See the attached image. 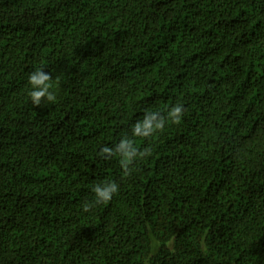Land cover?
<instances>
[{"label":"trees","instance_id":"16d2710c","mask_svg":"<svg viewBox=\"0 0 264 264\" xmlns=\"http://www.w3.org/2000/svg\"><path fill=\"white\" fill-rule=\"evenodd\" d=\"M0 264H264V0H0Z\"/></svg>","mask_w":264,"mask_h":264},{"label":"clouds","instance_id":"9594fccd","mask_svg":"<svg viewBox=\"0 0 264 264\" xmlns=\"http://www.w3.org/2000/svg\"><path fill=\"white\" fill-rule=\"evenodd\" d=\"M51 81V74L46 72L43 68H37L29 74L28 83L31 86L29 96L31 103L35 107L41 106L43 101L49 103H54L56 101L57 97L51 91ZM183 114L184 108L181 104L172 107L167 112L166 116L159 111L146 109L143 118L132 126V138H129L128 135H124L113 147L104 146L98 155L105 160H111L113 157L118 156L120 158L119 164L123 170V175L129 176L132 173L131 166L136 161L151 155V150L149 148H145L141 151L136 146L134 138H151L156 133L162 132L169 121L173 124H179ZM118 190L119 186L115 182L108 181L95 184L93 187L94 202L90 203L86 201L83 204V211H91L93 203L96 205L109 203Z\"/></svg>","mask_w":264,"mask_h":264}]
</instances>
